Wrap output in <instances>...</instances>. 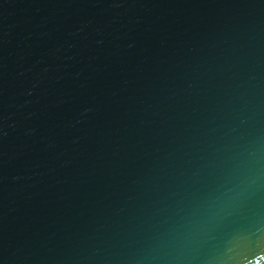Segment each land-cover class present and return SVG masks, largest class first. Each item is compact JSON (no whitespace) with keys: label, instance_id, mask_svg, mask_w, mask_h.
Returning <instances> with one entry per match:
<instances>
[{"label":"water","instance_id":"obj_1","mask_svg":"<svg viewBox=\"0 0 264 264\" xmlns=\"http://www.w3.org/2000/svg\"><path fill=\"white\" fill-rule=\"evenodd\" d=\"M0 264H264V0H0Z\"/></svg>","mask_w":264,"mask_h":264}]
</instances>
